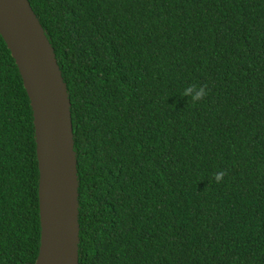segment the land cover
Here are the masks:
<instances>
[{"label":"trees","instance_id":"trees-1","mask_svg":"<svg viewBox=\"0 0 264 264\" xmlns=\"http://www.w3.org/2000/svg\"><path fill=\"white\" fill-rule=\"evenodd\" d=\"M28 2L71 103L79 264H264V0ZM38 181L0 35V264L36 263Z\"/></svg>","mask_w":264,"mask_h":264},{"label":"water","instance_id":"water-1","mask_svg":"<svg viewBox=\"0 0 264 264\" xmlns=\"http://www.w3.org/2000/svg\"><path fill=\"white\" fill-rule=\"evenodd\" d=\"M0 35L33 116L41 228L35 264H79V181L66 83L28 0H0Z\"/></svg>","mask_w":264,"mask_h":264},{"label":"clouds","instance_id":"clouds-1","mask_svg":"<svg viewBox=\"0 0 264 264\" xmlns=\"http://www.w3.org/2000/svg\"><path fill=\"white\" fill-rule=\"evenodd\" d=\"M183 95L195 104L204 99V97L207 95V88L206 86L190 85L184 88ZM224 175L225 173L223 171L218 172L215 175V180L217 182L221 181Z\"/></svg>","mask_w":264,"mask_h":264}]
</instances>
